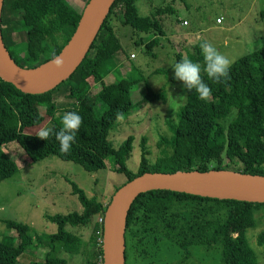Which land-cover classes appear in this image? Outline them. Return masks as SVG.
<instances>
[{"label": "trees", "instance_id": "1", "mask_svg": "<svg viewBox=\"0 0 264 264\" xmlns=\"http://www.w3.org/2000/svg\"><path fill=\"white\" fill-rule=\"evenodd\" d=\"M139 1L114 0L87 54L74 72L54 89L36 96L50 98L58 93L72 101L70 109L58 110L53 101H48L47 114L57 123L48 122L43 127L58 131L66 112H76L82 117L70 153H61L54 137L45 141L22 132L38 126L42 118L35 115L31 96L0 80V182L17 171L14 162L2 151L11 140L23 151L29 164L51 156L93 174L102 171L105 160L111 158L116 174L124 178L113 193L145 172L228 170L264 176V47L235 60L226 81L213 82L202 72L204 82L212 89L208 100H200L194 90L190 92L183 85L184 103L175 121L169 125L171 137L167 143V155L149 161V152L141 138L137 169L131 172L125 163L130 156L132 138H126L116 148L110 145L108 135L116 126V114L122 113L126 118L141 109L150 102V89L141 77L134 78L126 73L124 66L119 69L125 72L121 74L115 70L112 81L103 83L95 66L96 53L101 48L108 58L113 59L119 52L121 46L112 22L130 33L151 34V40L144 47L156 46L157 37L163 36L164 19L172 12L169 6L158 7L141 17L135 6ZM12 11L21 12V16L11 15ZM59 12L75 14L66 0H24L20 4L3 0L0 41L18 67L35 68L51 59L53 53L58 54L79 17L75 14L74 24L70 27L63 23ZM17 30L27 37L36 33L38 39L21 40ZM138 45L139 42L132 46ZM185 57L203 66L198 46L194 47V54ZM183 58L178 54L175 62ZM140 83L145 95L133 104L130 101L131 88ZM231 114L233 117L224 126ZM211 164L214 167H210ZM66 182L81 211L44 216L45 221L55 226V233L45 236L48 250L42 262L33 264H66L65 259L57 254L77 255L82 242L65 227L86 226L94 216L102 219L107 204L102 206L93 197L86 200L74 182ZM258 212L264 214V204L200 198L169 191L146 192L132 202L126 216L124 264H185L193 256L194 248H201L206 254L216 250V264H258V257L245 236L247 230L255 227L254 215ZM3 224L14 232L15 239L0 238V264H16L23 254L36 249L39 239L37 235L29 234L26 225L10 221ZM90 231L87 245L101 237V223L95 222ZM255 242L263 249L260 259L264 264V227ZM95 258L94 249H88V264H93Z\"/></svg>", "mask_w": 264, "mask_h": 264}, {"label": "rangeland", "instance_id": "2", "mask_svg": "<svg viewBox=\"0 0 264 264\" xmlns=\"http://www.w3.org/2000/svg\"><path fill=\"white\" fill-rule=\"evenodd\" d=\"M14 1L20 4L24 0ZM85 1L87 0H66L76 15L81 13ZM135 6L141 17L154 8L169 6L172 9L164 19L163 36L157 37V45L145 48L151 40V34L147 36L130 33L126 28H119L117 23L112 22L121 48L113 59L108 58L99 48L95 59L96 70L103 83L112 81L115 70H119L121 74L126 70L134 78L141 77L150 89V102L123 120L118 119L108 135V141L113 148L118 147L126 138H132L130 156L125 163L131 172L137 169L141 138L149 152V161L169 153V125L175 121L177 112L184 103L183 84L175 79L172 68L176 55L190 56L194 54V47L198 46L203 57L199 46L202 40L210 41L221 53L234 61L264 47V0H140ZM75 14L63 15L59 12L63 23L70 27L74 24ZM11 15L19 18L21 12L12 11ZM216 17H222V24L214 23ZM184 21L186 25L181 24ZM16 33L20 34L21 40L38 39L36 33L28 37L21 30ZM137 42L139 45L133 47ZM131 54L133 58H130ZM120 66H124L125 70H120ZM131 89L130 101L134 104L143 98L145 92L141 83ZM30 100L35 115L42 118L38 126L24 130L25 134L32 136L48 122L57 123L54 117L47 114L48 101H53L57 110L70 109L72 104V101L58 93L50 98L31 96ZM94 115L96 117L97 113L94 112ZM232 117L233 114L223 125L226 126ZM2 151L14 162L17 171L0 182V238L8 236L15 239L14 232L7 230L3 224L4 221H10L26 225L30 229L29 234L37 235L39 239L36 249L23 254L16 264L43 261L44 254L38 251L48 250V239L45 236L55 233V226L45 221V215H66L81 211L76 198L70 194L66 180L74 182L82 190L86 200L93 197L102 206L108 203L114 188L124 181L122 176L116 174L111 158L105 160L102 171L89 174L77 165L51 156L29 164L23 151L12 140L2 147ZM210 167L214 165L211 164ZM97 221L98 217L94 216L86 226L65 227L78 235L83 244L77 255L58 253L60 258L65 259L66 264H88L86 257L91 245H87V242L91 227ZM254 221L255 227L247 230L245 236L248 245L258 257V264H262L260 254L263 249L256 245L255 238L264 227V214H255ZM33 242L35 243V239ZM201 250L192 249L193 256L185 264H216V250H210L207 254Z\"/></svg>", "mask_w": 264, "mask_h": 264}, {"label": "water", "instance_id": "3", "mask_svg": "<svg viewBox=\"0 0 264 264\" xmlns=\"http://www.w3.org/2000/svg\"><path fill=\"white\" fill-rule=\"evenodd\" d=\"M3 0H0V9ZM114 0H87L76 25L58 52L64 66L51 59L31 69L18 67L0 41V80L29 96H39L66 80L87 54ZM150 191H169L200 198L264 204V176L228 170L145 172L120 186L105 206L101 222L102 264H124L125 220L132 202Z\"/></svg>", "mask_w": 264, "mask_h": 264}, {"label": "clouds", "instance_id": "4", "mask_svg": "<svg viewBox=\"0 0 264 264\" xmlns=\"http://www.w3.org/2000/svg\"><path fill=\"white\" fill-rule=\"evenodd\" d=\"M200 49L203 55V66L199 62H193L188 57H184L179 62L172 65L174 77L181 81L188 91H195L202 101L208 100L212 96L211 87L204 82L202 72L213 82L220 83L230 78V68L234 59L221 53L210 41L202 40ZM51 66L61 69L64 66V59L55 53L52 54ZM117 119L123 120V114L117 113ZM82 117L76 112H66L61 119V127L54 131L52 127L40 128L36 136L42 140L55 138L59 143V151L63 154L71 152L75 143L76 135L82 125Z\"/></svg>", "mask_w": 264, "mask_h": 264}, {"label": "built area", "instance_id": "5", "mask_svg": "<svg viewBox=\"0 0 264 264\" xmlns=\"http://www.w3.org/2000/svg\"><path fill=\"white\" fill-rule=\"evenodd\" d=\"M221 21V18H217L215 19V23L218 24L220 23ZM182 25H186L185 22H182L181 23ZM130 58H133V55L131 54L130 55ZM102 222V219L100 217H98V221L97 223H101ZM101 237H97L95 238V241L91 244V249L93 248L95 253H96V258L94 259V262L93 264H102V256H101Z\"/></svg>", "mask_w": 264, "mask_h": 264}, {"label": "crops", "instance_id": "6", "mask_svg": "<svg viewBox=\"0 0 264 264\" xmlns=\"http://www.w3.org/2000/svg\"><path fill=\"white\" fill-rule=\"evenodd\" d=\"M217 18H221V21H220V23H218V24H216L215 22V24L216 25H220V24H222V21H223V19H222V17H216L215 19H217ZM215 19H214V21H215ZM28 129H30V128H28ZM25 130V129H24ZM24 130L22 131L24 134H25V132H24ZM67 230V229H66ZM68 231V230H67ZM68 232H71L72 234H73V232L72 231H68ZM74 236H76V237H78V235H75V234H73ZM79 238V237H78ZM80 239V238H79ZM82 246H83V244H82ZM40 254H45L46 252H47V250L46 249H44L43 251L42 250H39L38 251ZM57 255H59V254H57ZM59 258L61 257V256H58Z\"/></svg>", "mask_w": 264, "mask_h": 264}]
</instances>
